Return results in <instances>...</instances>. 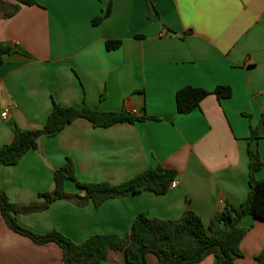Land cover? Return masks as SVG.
I'll return each instance as SVG.
<instances>
[{"label":"crops","instance_id":"obj_1","mask_svg":"<svg viewBox=\"0 0 264 264\" xmlns=\"http://www.w3.org/2000/svg\"><path fill=\"white\" fill-rule=\"evenodd\" d=\"M33 1L10 18L3 13L17 2H0V45L14 51L0 65V147L15 127H42L53 103L152 119L96 128L79 118L40 138L35 151L0 169L10 203L42 202L39 196L53 188L52 172L67 159L84 184L116 186L158 165L175 171L178 184L162 195L142 192L97 207L57 200L17 214L22 227L57 231L79 244L95 235L124 238L139 214L178 220L191 210L208 227L225 204L244 202L252 128L263 135L256 146L264 163V0ZM114 41L120 46L108 51ZM184 87L211 93L187 115L175 103ZM216 87H229L231 97L217 99ZM256 178L264 181V165ZM64 191L84 195L72 180ZM239 226L247 233L234 264H257L264 221L247 216ZM147 261L157 264L153 255ZM0 264H62V251L12 232L0 215ZM102 264H125L122 252L109 251ZM198 264L216 263L208 256Z\"/></svg>","mask_w":264,"mask_h":264},{"label":"trees","instance_id":"obj_2","mask_svg":"<svg viewBox=\"0 0 264 264\" xmlns=\"http://www.w3.org/2000/svg\"><path fill=\"white\" fill-rule=\"evenodd\" d=\"M10 10L3 16L10 18L20 9V5L34 6L33 0H15ZM2 2V0H0ZM108 10L92 21L100 24L108 16ZM119 41L107 42L108 51L117 49ZM14 51L9 46L0 45V65ZM211 93L193 87H184L175 95L178 114L187 115L198 108L200 102ZM217 99L231 97L229 87H216L212 92ZM85 119L96 128H108L115 124H133L142 122L146 117H138L129 113L105 112L86 105L77 109L61 107L53 103L52 110L42 127L21 129L15 127L12 139L0 147V169L3 166L16 165L28 152L35 151L42 137H53L61 133L76 119ZM264 127V122H261ZM263 137L258 129L252 128L248 144V186L249 192L239 206L225 204L216 213L208 227L191 210L182 213L178 220H164L139 214L134 218L129 233L124 238L114 235H95L82 243L75 244L57 231L36 234L22 227L16 220L17 214H32L47 209L57 200L78 201L84 205L89 201L97 207L108 199L151 192L165 194L176 172L158 165L148 168L134 178L122 184L112 186L108 183H80L75 178L74 165L71 159L52 172L53 188L41 194L40 203L13 204L0 190V215L6 226L14 233L30 239L36 245L53 243L62 251V264H102L109 251L122 252L125 264H148L147 256L157 258V264H198L208 256H213L216 264H234L241 257L239 245L247 230L239 226L240 221L247 217L264 221V181L258 180L256 174L264 163L258 152L256 142ZM72 180L76 183L79 193L70 194L64 191V182ZM257 264H264V250L256 257Z\"/></svg>","mask_w":264,"mask_h":264},{"label":"built area","instance_id":"obj_3","mask_svg":"<svg viewBox=\"0 0 264 264\" xmlns=\"http://www.w3.org/2000/svg\"><path fill=\"white\" fill-rule=\"evenodd\" d=\"M7 113H8L7 111H4V112L1 114V118H2V119H5L6 116H7ZM177 184H178V182L174 180V181L171 182L170 187H171V188H174Z\"/></svg>","mask_w":264,"mask_h":264}]
</instances>
